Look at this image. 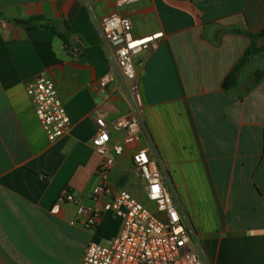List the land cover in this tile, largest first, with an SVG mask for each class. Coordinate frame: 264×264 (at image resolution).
<instances>
[{"label": "crops", "instance_id": "crops-1", "mask_svg": "<svg viewBox=\"0 0 264 264\" xmlns=\"http://www.w3.org/2000/svg\"><path fill=\"white\" fill-rule=\"evenodd\" d=\"M116 1L89 8L85 0H0V264H81L89 243L119 235L122 220L112 213L91 230L76 203L52 212L65 188L93 205L97 119L130 112L98 31ZM118 11L137 37L163 34L136 57L144 120L204 263L264 264V0H141ZM252 44L258 51L225 89ZM108 72L115 81L95 92ZM40 75L53 81L70 117L57 140L27 92ZM123 136L113 133L112 143ZM133 152L117 157L110 180L146 203Z\"/></svg>", "mask_w": 264, "mask_h": 264}, {"label": "built area", "instance_id": "built-area-1", "mask_svg": "<svg viewBox=\"0 0 264 264\" xmlns=\"http://www.w3.org/2000/svg\"><path fill=\"white\" fill-rule=\"evenodd\" d=\"M85 1L93 8L102 0ZM140 1L117 0L116 6L119 10ZM118 10L99 20L98 31L127 87L130 112L113 120L103 116L97 119L92 146L102 161L97 170L99 181L92 194L93 205L79 204L75 194L65 188L52 212H59L62 203H76L77 214L82 217L80 223L91 230L98 227L102 213H112L122 220L117 237L104 244H88L81 264H205L144 120L145 101L136 57L145 50L156 49L163 34L137 37L131 20ZM71 52L76 54L77 50ZM115 79L111 72L103 74L97 78L94 91L104 90ZM27 92L49 139L64 136L71 122L53 81L40 75L28 83ZM115 132H123L124 136L112 143ZM126 147L134 149L133 168L139 175L146 203L110 180L116 159L124 154Z\"/></svg>", "mask_w": 264, "mask_h": 264}, {"label": "trees", "instance_id": "trees-1", "mask_svg": "<svg viewBox=\"0 0 264 264\" xmlns=\"http://www.w3.org/2000/svg\"><path fill=\"white\" fill-rule=\"evenodd\" d=\"M49 27V26H46ZM58 35L64 40L67 46H70V41L66 38L65 35L58 32ZM258 51V48L255 44H252L250 48L246 51L244 56L239 60L238 64L234 68V70L228 75L224 82V88L229 89L230 87L234 86L237 83V77L239 70L247 63L249 58Z\"/></svg>", "mask_w": 264, "mask_h": 264}, {"label": "rangeland", "instance_id": "rangeland-1", "mask_svg": "<svg viewBox=\"0 0 264 264\" xmlns=\"http://www.w3.org/2000/svg\"><path fill=\"white\" fill-rule=\"evenodd\" d=\"M142 192V191H141ZM143 194V193H142ZM145 201V198L143 199Z\"/></svg>", "mask_w": 264, "mask_h": 264}, {"label": "water", "instance_id": "water-1", "mask_svg": "<svg viewBox=\"0 0 264 264\" xmlns=\"http://www.w3.org/2000/svg\"><path fill=\"white\" fill-rule=\"evenodd\" d=\"M60 31H62V30H60Z\"/></svg>", "mask_w": 264, "mask_h": 264}]
</instances>
